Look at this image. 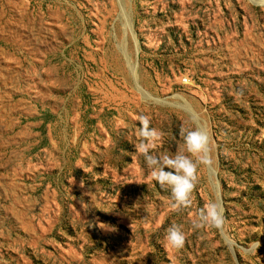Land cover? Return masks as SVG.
Segmentation results:
<instances>
[{
	"label": "rangeland",
	"instance_id": "rangeland-1",
	"mask_svg": "<svg viewBox=\"0 0 264 264\" xmlns=\"http://www.w3.org/2000/svg\"><path fill=\"white\" fill-rule=\"evenodd\" d=\"M141 114L155 155L209 136L190 208ZM0 264H264V0H0Z\"/></svg>",
	"mask_w": 264,
	"mask_h": 264
},
{
	"label": "clouds",
	"instance_id": "clouds-1",
	"mask_svg": "<svg viewBox=\"0 0 264 264\" xmlns=\"http://www.w3.org/2000/svg\"><path fill=\"white\" fill-rule=\"evenodd\" d=\"M139 122V143L135 145L136 151L144 157L150 171V177L162 188L171 191V207L175 211L190 208L193 204V192L199 182V168L201 165L211 163L206 158L210 138L200 130L181 129L184 148L174 155H155L153 150L163 139L164 133L150 127V118L146 115L137 117ZM167 169V170H166ZM226 221L223 217L222 206L215 200L209 201L200 209L196 219L192 221V228L222 229ZM165 239L167 244L176 250L185 246L186 234L179 225L173 224L167 229ZM257 246H259L257 242Z\"/></svg>",
	"mask_w": 264,
	"mask_h": 264
}]
</instances>
